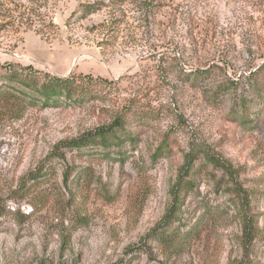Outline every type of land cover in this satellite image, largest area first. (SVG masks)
<instances>
[{
    "label": "rangeland",
    "instance_id": "374dc122",
    "mask_svg": "<svg viewBox=\"0 0 264 264\" xmlns=\"http://www.w3.org/2000/svg\"><path fill=\"white\" fill-rule=\"evenodd\" d=\"M7 63L88 95L0 103V264H264V0H0Z\"/></svg>",
    "mask_w": 264,
    "mask_h": 264
},
{
    "label": "trees",
    "instance_id": "16d2710c",
    "mask_svg": "<svg viewBox=\"0 0 264 264\" xmlns=\"http://www.w3.org/2000/svg\"><path fill=\"white\" fill-rule=\"evenodd\" d=\"M2 70L4 74L0 77V103L15 98L14 100L19 102L20 106L27 104L53 108L68 103L81 104L88 95L83 83L86 77H78L72 74L68 77L55 76L36 70L33 66L25 67L13 63L3 65ZM24 106L22 105L21 108ZM118 129L123 130L122 125L119 123L109 128L99 129L76 140L62 142L58 144L55 151L58 153L61 148L78 150L88 146H100L105 149L112 146L120 147L123 142L117 134ZM58 155L56 156L59 157ZM60 157H63V155L60 154ZM208 159L214 165H220L212 157ZM193 164L194 160L188 157L186 164L180 169V179L172 190L175 208L180 205L181 195L185 187L182 178L188 176ZM222 167L223 170H228L227 166L223 165Z\"/></svg>",
    "mask_w": 264,
    "mask_h": 264
}]
</instances>
